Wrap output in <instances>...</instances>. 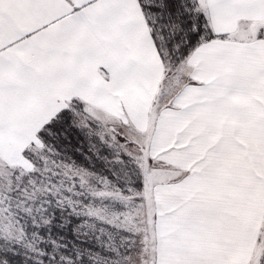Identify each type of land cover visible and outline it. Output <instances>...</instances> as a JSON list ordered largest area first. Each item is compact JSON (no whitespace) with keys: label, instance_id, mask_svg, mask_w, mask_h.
<instances>
[{"label":"snow or ice","instance_id":"6c2138e0","mask_svg":"<svg viewBox=\"0 0 264 264\" xmlns=\"http://www.w3.org/2000/svg\"><path fill=\"white\" fill-rule=\"evenodd\" d=\"M0 264H264V0H0Z\"/></svg>","mask_w":264,"mask_h":264}]
</instances>
